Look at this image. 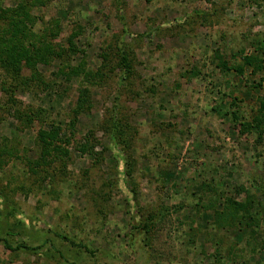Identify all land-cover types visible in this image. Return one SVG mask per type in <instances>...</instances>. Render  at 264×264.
<instances>
[{
	"label": "rangeland",
	"instance_id": "374dc122",
	"mask_svg": "<svg viewBox=\"0 0 264 264\" xmlns=\"http://www.w3.org/2000/svg\"><path fill=\"white\" fill-rule=\"evenodd\" d=\"M0 238L33 247L0 264H264V0H0Z\"/></svg>",
	"mask_w": 264,
	"mask_h": 264
},
{
	"label": "trees",
	"instance_id": "16d2710c",
	"mask_svg": "<svg viewBox=\"0 0 264 264\" xmlns=\"http://www.w3.org/2000/svg\"><path fill=\"white\" fill-rule=\"evenodd\" d=\"M24 49H26V48H24ZM19 55L23 56V52L21 51L19 53ZM253 58L254 57L252 55H244L243 56L244 61L246 63H248V64H252L253 63V61H254ZM121 60H122L123 66H125V68L128 69L130 65H129V62L127 60V56L125 54L122 56ZM57 134H58V130H57L56 127L54 129H52V131H50V132L44 131V132L41 133V136H42L41 140L44 142L43 143L44 144V151H43L44 153L46 152L45 148L47 146H51L54 143V140L52 141V139H55L57 137ZM48 138H50V140H48ZM55 148L58 149L60 151V153L68 152L66 149H64V148H62V147H60L58 145H56ZM59 236L62 237L63 239H65V240L69 241L70 243H72L74 245L80 244V243L76 242L75 240L68 238L67 236H64V235H59ZM0 240H2L4 242V245L6 247L10 248V249L33 248L32 246L27 245V244H18L16 246H13L11 243H9L4 238H0Z\"/></svg>",
	"mask_w": 264,
	"mask_h": 264
}]
</instances>
